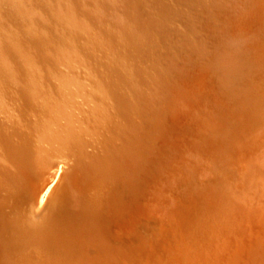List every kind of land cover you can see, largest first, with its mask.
<instances>
[{
    "label": "bare ground",
    "instance_id": "1",
    "mask_svg": "<svg viewBox=\"0 0 264 264\" xmlns=\"http://www.w3.org/2000/svg\"><path fill=\"white\" fill-rule=\"evenodd\" d=\"M251 6L0 0V264L133 263L140 249L114 225L140 209L145 178L161 166L173 97L192 101L184 78L211 75L224 118L247 110L254 121L264 110L252 99L262 73L249 43L233 48L225 26ZM242 120L220 130L217 163L234 157L246 132L231 129ZM212 182L208 195L229 202L219 173Z\"/></svg>",
    "mask_w": 264,
    "mask_h": 264
},
{
    "label": "rangeland",
    "instance_id": "2",
    "mask_svg": "<svg viewBox=\"0 0 264 264\" xmlns=\"http://www.w3.org/2000/svg\"><path fill=\"white\" fill-rule=\"evenodd\" d=\"M250 1L246 16L225 26L233 29L228 32L233 48L247 52L249 43L250 64L262 73L252 99L264 109V0ZM182 82L194 85L192 101L173 97L161 166L145 178L141 210L115 224V236L124 246L140 249L132 264H264V110L254 121L247 110H229L224 118L211 75L197 73ZM236 117L243 120L231 129L237 130L235 138L246 134L234 157L228 153L225 162L217 163L212 153L220 130ZM54 168L52 176L64 172L62 164ZM218 173L228 190L229 202L223 205L208 195L217 192L212 181ZM196 185L207 186L206 194L197 196L191 189Z\"/></svg>",
    "mask_w": 264,
    "mask_h": 264
}]
</instances>
